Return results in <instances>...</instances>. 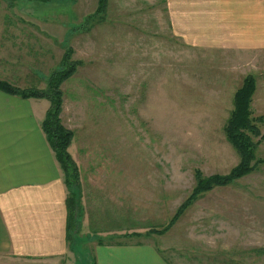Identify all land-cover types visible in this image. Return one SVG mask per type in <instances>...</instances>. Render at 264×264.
<instances>
[{"label": "rangeland", "instance_id": "374dc122", "mask_svg": "<svg viewBox=\"0 0 264 264\" xmlns=\"http://www.w3.org/2000/svg\"><path fill=\"white\" fill-rule=\"evenodd\" d=\"M15 2L13 8L6 3L7 15L30 22L44 17L58 23L60 37L65 36L52 42L46 38L45 47L60 45L54 54L38 52L35 46L42 37L30 23V33L23 28L20 36L23 57L14 56L19 54L14 49L6 58L11 72L0 70V79L6 75L22 81L20 87L44 88L49 73H42L59 67L64 39L74 49L73 58L82 61L61 85V122L73 132L82 177L87 172L83 163L91 161L88 171L99 167L109 179L102 186L86 184L87 222L81 223L79 234L91 229L89 234L134 242L132 231H139L168 264H264V255L252 251L264 247V164L232 185L207 192L167 231L155 232L189 193L195 168L204 175L223 174L238 163L223 127L233 93L247 74L256 82L252 113L264 115V51L214 46L224 43L214 0H106L105 18L77 33L75 26L98 0ZM2 29L0 25V35ZM29 49L38 66H26ZM30 66L40 78L26 80ZM49 106L48 99L40 98V108L47 111ZM260 131L264 136V122ZM256 156L264 157V139ZM115 178L124 194L119 207L107 197L118 192L110 184ZM87 246L91 257L97 255L92 243ZM91 257L89 264H97Z\"/></svg>", "mask_w": 264, "mask_h": 264}, {"label": "crops", "instance_id": "0c3cea01", "mask_svg": "<svg viewBox=\"0 0 264 264\" xmlns=\"http://www.w3.org/2000/svg\"><path fill=\"white\" fill-rule=\"evenodd\" d=\"M16 5L17 2L11 7ZM0 7L4 12V16H0V25H3L0 35V70L3 74L11 72V64L6 58L12 55L14 49L19 52L14 56L23 57L21 53L24 45L20 36L22 31L24 33L23 28L30 33V23L35 25L32 31L42 37V42L35 46L36 51L46 53L48 50L54 54V50L59 48L57 44V48L51 50L50 43L45 47L46 38L52 42L65 36L60 37L58 23L47 22L44 17H36L35 22H30L29 19L9 16L5 13L7 6L4 0H0ZM214 14H219L217 25L224 40L223 44L215 43L214 46L256 50L260 53L264 51V0H214ZM61 22L65 24L63 20ZM218 27L215 25L216 32ZM15 31L20 34L16 35ZM51 32L55 34L54 37H48ZM31 50L28 51L25 65L38 66V58L30 57ZM20 65L13 64L14 67ZM30 68L24 72L31 73L26 80L40 78ZM51 70H43L45 73L42 74L47 75ZM1 79H7L18 87L24 86L18 78L3 75ZM39 101L40 98H22L0 90V264H89V243L93 244V253L97 250V255L91 257V260L94 257L98 261L97 264H143V259L147 264H168L158 255L156 247L146 240L148 236L139 234L136 236L137 241L126 242L122 236L109 240L107 236L99 235L102 233L98 231L89 234L91 229L79 234L81 223L87 222V213L84 211L86 184L102 186L109 179L108 173L99 167L89 172L91 161L83 163L87 169L83 177L82 168L79 169V224L68 227L71 208L65 202L67 188L63 173L40 127L47 108H40ZM73 144L71 141L68 149L77 163ZM118 180L115 178L110 184ZM114 186L118 192L110 193L107 197L119 207L120 196L124 197V194L119 193L118 184ZM121 206L124 207V204Z\"/></svg>", "mask_w": 264, "mask_h": 264}, {"label": "trees", "instance_id": "16d2710c", "mask_svg": "<svg viewBox=\"0 0 264 264\" xmlns=\"http://www.w3.org/2000/svg\"><path fill=\"white\" fill-rule=\"evenodd\" d=\"M4 1L9 7L16 3V0ZM105 2L106 0H98L95 10L84 16L82 21L75 26L74 32L77 30L86 32L94 24L101 22L105 18ZM65 40H63L65 51L61 56L58 64L59 67L49 72L44 88L39 89L35 86L18 87L9 81L0 79V90L22 98L34 97L48 99L50 106L41 121L40 127L63 173V180L67 188L65 202L71 208L68 227L73 228L79 224L78 209L81 192L79 186V169L77 163L67 150L71 143L73 132L62 124L60 117L63 96L61 85L75 74L77 68L82 64H80L82 61L73 58L74 49L70 45H65ZM255 90L256 82L254 76L252 74L245 75L241 84L234 91L232 109L223 127L227 141L239 156L238 163L227 173L223 174L214 173L204 175L200 169L195 168L193 170L194 184L192 188L182 203L177 207L166 226L156 230V233L162 234L167 231L179 219L184 210L207 192L216 187L232 185L264 164V157L256 156V149L264 139L260 131V125L264 122V115L254 116L252 113L251 102ZM133 234L139 235V233ZM252 251L254 256L261 257L264 255V247H255Z\"/></svg>", "mask_w": 264, "mask_h": 264}]
</instances>
